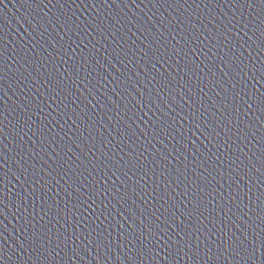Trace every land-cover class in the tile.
I'll return each instance as SVG.
<instances>
[{
  "label": "water",
  "instance_id": "obj_1",
  "mask_svg": "<svg viewBox=\"0 0 264 264\" xmlns=\"http://www.w3.org/2000/svg\"><path fill=\"white\" fill-rule=\"evenodd\" d=\"M262 43L261 0H10L0 264H261Z\"/></svg>",
  "mask_w": 264,
  "mask_h": 264
},
{
  "label": "snow or ice",
  "instance_id": "obj_2",
  "mask_svg": "<svg viewBox=\"0 0 264 264\" xmlns=\"http://www.w3.org/2000/svg\"><path fill=\"white\" fill-rule=\"evenodd\" d=\"M261 2L264 3V0H261ZM262 46H264V43H262ZM262 102H264V98H262ZM157 219H159V218H157ZM197 231H199V230H197ZM177 236H178V239L175 241V243L179 246L177 248V252L183 250L186 245L189 247V250H190V244H191L190 236H189L188 240H185V237L180 236L179 233H177ZM199 247H200L199 244H197V253L199 251ZM260 247L264 248V240L260 241ZM209 251H211V249H209ZM243 251L245 253H247V256H246L247 259H253V260L255 259V248L253 249V251L251 253H248L247 248H243ZM239 254H240V249H237L236 255H239ZM261 264H264V260L261 261Z\"/></svg>",
  "mask_w": 264,
  "mask_h": 264
}]
</instances>
